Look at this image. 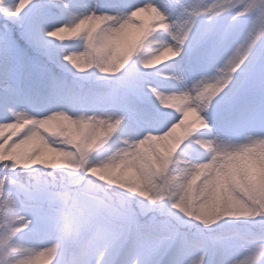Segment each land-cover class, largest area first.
<instances>
[{"label": "snow or ice", "instance_id": "1", "mask_svg": "<svg viewBox=\"0 0 264 264\" xmlns=\"http://www.w3.org/2000/svg\"><path fill=\"white\" fill-rule=\"evenodd\" d=\"M0 264H264V0H0Z\"/></svg>", "mask_w": 264, "mask_h": 264}]
</instances>
